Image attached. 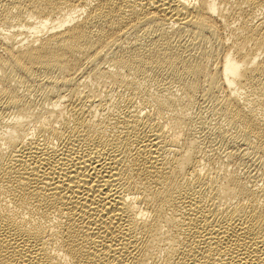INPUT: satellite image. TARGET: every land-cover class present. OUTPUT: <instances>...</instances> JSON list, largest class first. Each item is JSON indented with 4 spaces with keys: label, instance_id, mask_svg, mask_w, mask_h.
Masks as SVG:
<instances>
[{
    "label": "bare ground",
    "instance_id": "6f19581e",
    "mask_svg": "<svg viewBox=\"0 0 264 264\" xmlns=\"http://www.w3.org/2000/svg\"><path fill=\"white\" fill-rule=\"evenodd\" d=\"M0 264H264V0H0Z\"/></svg>",
    "mask_w": 264,
    "mask_h": 264
}]
</instances>
